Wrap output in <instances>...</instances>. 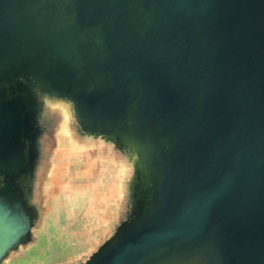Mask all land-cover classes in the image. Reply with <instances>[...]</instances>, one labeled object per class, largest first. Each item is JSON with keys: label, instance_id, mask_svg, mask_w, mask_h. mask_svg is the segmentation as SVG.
<instances>
[{"label": "water", "instance_id": "95a60500", "mask_svg": "<svg viewBox=\"0 0 264 264\" xmlns=\"http://www.w3.org/2000/svg\"><path fill=\"white\" fill-rule=\"evenodd\" d=\"M64 227L58 264H264V0H0V264Z\"/></svg>", "mask_w": 264, "mask_h": 264}, {"label": "rangeland", "instance_id": "374dc122", "mask_svg": "<svg viewBox=\"0 0 264 264\" xmlns=\"http://www.w3.org/2000/svg\"><path fill=\"white\" fill-rule=\"evenodd\" d=\"M59 211V210H57ZM61 218L60 213L55 212L53 219ZM67 230V227H64L62 231L59 232L57 235L58 239L61 240L57 241L53 244L52 250L47 248V243L45 241L42 242L41 248L44 252H41L40 249H34L27 255V257H22L20 260L15 262L16 264H58V263H65L73 257H77L83 255L85 253L86 246L88 243L86 241H81L73 237L70 232ZM43 239V238H42ZM64 239V240H63ZM45 240V238L43 239ZM60 244L59 248L57 246ZM67 244V246H65ZM66 249L67 251H65ZM51 253H50V251ZM65 253H64V251ZM52 259V260H50Z\"/></svg>", "mask_w": 264, "mask_h": 264}]
</instances>
